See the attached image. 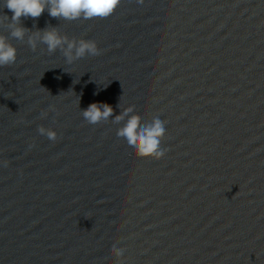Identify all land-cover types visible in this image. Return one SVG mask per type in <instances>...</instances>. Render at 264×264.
<instances>
[{
    "label": "water",
    "instance_id": "95a60500",
    "mask_svg": "<svg viewBox=\"0 0 264 264\" xmlns=\"http://www.w3.org/2000/svg\"><path fill=\"white\" fill-rule=\"evenodd\" d=\"M0 66V264H264V0H119L20 18ZM95 42L67 63L28 36ZM107 104L106 122L82 110ZM164 123L159 158L114 119ZM54 130L55 140L38 132ZM115 245L120 257L109 254Z\"/></svg>",
    "mask_w": 264,
    "mask_h": 264
},
{
    "label": "clouds",
    "instance_id": "9594fccd",
    "mask_svg": "<svg viewBox=\"0 0 264 264\" xmlns=\"http://www.w3.org/2000/svg\"><path fill=\"white\" fill-rule=\"evenodd\" d=\"M119 0H0V6L11 11L9 20L8 35L18 41L25 38V28L20 24V18H37L47 9L51 17H58L66 20L91 19L95 17H107L110 15ZM37 42L46 45L49 53L60 50L67 63L85 56L98 54L95 42L90 40H72L61 36L55 28L43 29L35 36H28V45L35 49ZM16 49L9 42L8 37L0 36V66L9 65L15 62ZM132 107L126 108L120 116L115 117L114 124L119 125L116 136L126 149L134 151L140 156H154L159 158L164 154L160 148V138L163 136L164 123L158 117L151 122L141 123L138 116L131 115ZM112 114V108L107 104L91 103L82 110L83 118L89 124L106 122ZM38 132L45 135L49 140H55L54 130L38 127ZM122 248L113 245L109 248V254L120 257L123 254Z\"/></svg>",
    "mask_w": 264,
    "mask_h": 264
}]
</instances>
